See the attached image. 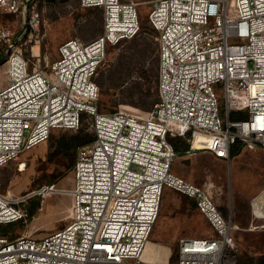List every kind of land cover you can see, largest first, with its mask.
Wrapping results in <instances>:
<instances>
[{"label":"built area","instance_id":"1","mask_svg":"<svg viewBox=\"0 0 264 264\" xmlns=\"http://www.w3.org/2000/svg\"><path fill=\"white\" fill-rule=\"evenodd\" d=\"M31 3L0 0L22 30L0 26V46L10 51L0 62V168L55 129L76 131L86 121L95 136L78 148L68 225L41 238L0 234V264H142L165 187L194 198L217 232L182 237L177 264H237L232 221L207 190L171 172L177 153L168 137H185L187 153L224 160L238 140L264 147V0H154L148 19L158 33L159 101L144 115L97 105L108 47L142 30L139 2L81 0L103 9V33L63 42L47 69H31L14 48L39 26ZM233 111L247 117L233 119ZM52 190L44 185L22 200ZM16 204L0 191V227L25 218Z\"/></svg>","mask_w":264,"mask_h":264},{"label":"rangeland","instance_id":"2","mask_svg":"<svg viewBox=\"0 0 264 264\" xmlns=\"http://www.w3.org/2000/svg\"><path fill=\"white\" fill-rule=\"evenodd\" d=\"M132 1L139 2L142 30L136 37L108 47L96 78L101 87L97 102L101 112L126 110L144 115L159 101V90L154 83L156 73L159 81L158 33L148 19L154 0ZM31 6L30 10L35 8L40 14L39 26L24 31L14 47L22 50L31 69H47L57 59L60 45L68 39L90 41L103 33L101 7H84L81 0H32ZM20 19L0 9V26H11L20 33ZM9 53L0 46V60ZM216 91L223 103L222 83L216 85ZM82 128L85 133L93 134L86 121ZM64 133L76 132L55 129L47 141L0 168V191L16 200L19 208L40 202L33 215L4 224L9 236L41 238L70 222L73 166L61 161L56 146ZM171 172L207 190L224 218L232 221L237 264H263L260 260L264 255V147H240L229 160L209 151L191 154L184 150L174 157ZM47 177L51 178L50 182ZM44 185L53 186L52 192L22 200L26 193ZM214 236L217 232L198 209L195 199L165 187L142 264H177L182 237Z\"/></svg>","mask_w":264,"mask_h":264},{"label":"trees","instance_id":"3","mask_svg":"<svg viewBox=\"0 0 264 264\" xmlns=\"http://www.w3.org/2000/svg\"><path fill=\"white\" fill-rule=\"evenodd\" d=\"M158 59H159V49H158ZM154 83L156 84V88H157V92H158V74L157 73H156ZM230 117L233 119L245 118V117H247V113L245 111H233L231 113ZM82 127H83V125L78 130L75 131L76 133H72V134L71 133H64L61 136V138L59 139L58 144L56 145L57 148H59V149H57V154H60L62 156L61 161H68L70 163V165L73 166V172H74V167H75V163H76L78 148L84 144L91 142L95 136L94 133L93 134L85 133V131L83 130ZM51 135H50V137H51ZM168 139L172 143L174 150L177 154L183 152L184 150H187L190 146L187 139L183 136H169ZM243 146H245V145H244V142L242 140L236 141V143L233 144V146L231 148V156L233 154H236L239 151L240 147H243ZM51 156H53L52 153H51ZM47 178L49 180L48 182H50L52 175H51V178H49V177H47ZM33 198L34 197H31L27 200H33ZM196 203H197V201H196ZM32 204H34V202ZM39 204H40V202H37L35 206H33V205L28 206L29 208L27 207V205H25V207H23L24 208L23 210L25 212V217L29 216V214L33 215L35 213V210H37L39 208ZM0 234L1 235H8L7 230H6L4 225H2L0 227ZM9 237L15 238V237H11V236H9ZM260 261H261V263L264 264V255L261 257Z\"/></svg>","mask_w":264,"mask_h":264},{"label":"water","instance_id":"4","mask_svg":"<svg viewBox=\"0 0 264 264\" xmlns=\"http://www.w3.org/2000/svg\"><path fill=\"white\" fill-rule=\"evenodd\" d=\"M4 61H5V59H1V60H0L1 63L4 62Z\"/></svg>","mask_w":264,"mask_h":264},{"label":"crops","instance_id":"5","mask_svg":"<svg viewBox=\"0 0 264 264\" xmlns=\"http://www.w3.org/2000/svg\"><path fill=\"white\" fill-rule=\"evenodd\" d=\"M233 210V213H234V209H232ZM234 215V214H233Z\"/></svg>","mask_w":264,"mask_h":264},{"label":"bare ground","instance_id":"6","mask_svg":"<svg viewBox=\"0 0 264 264\" xmlns=\"http://www.w3.org/2000/svg\"><path fill=\"white\" fill-rule=\"evenodd\" d=\"M150 112V111H149Z\"/></svg>","mask_w":264,"mask_h":264}]
</instances>
